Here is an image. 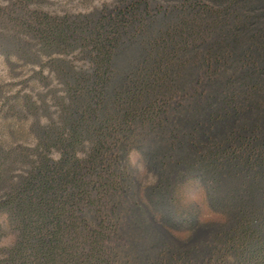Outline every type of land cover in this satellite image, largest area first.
I'll use <instances>...</instances> for the list:
<instances>
[{
    "label": "trees",
    "instance_id": "obj_1",
    "mask_svg": "<svg viewBox=\"0 0 264 264\" xmlns=\"http://www.w3.org/2000/svg\"><path fill=\"white\" fill-rule=\"evenodd\" d=\"M46 4L0 0V51L43 88L5 95L28 132L0 140V264H264V0ZM136 150L159 202L198 165L230 224L165 235Z\"/></svg>",
    "mask_w": 264,
    "mask_h": 264
},
{
    "label": "rangeland",
    "instance_id": "obj_2",
    "mask_svg": "<svg viewBox=\"0 0 264 264\" xmlns=\"http://www.w3.org/2000/svg\"><path fill=\"white\" fill-rule=\"evenodd\" d=\"M113 0H47L46 9L58 13L65 11L79 13L86 12L104 3ZM7 0H3L6 3ZM39 65L23 64L20 59L0 51V86L4 88V96L0 95V140L12 143L16 139L23 141L27 135L28 120L14 114H7V101L5 95L16 93L34 94L41 91L42 85L29 79L31 70L39 69ZM30 85L22 86L23 80ZM22 118V119H21ZM14 138V139H13ZM132 163L137 169L139 188L142 189L141 200L148 206L150 214L156 222L162 224L186 246L193 241L201 243L206 241L211 230L227 227L230 217L225 214L224 207L215 208L213 202L219 193L214 189L209 179L204 180L198 165L186 166L178 171L176 179L168 191H165V203L159 202L156 194L151 193L153 188L161 184L160 168L147 164L144 155L136 150L131 155ZM194 221L197 226L194 227ZM229 254L228 260L234 261Z\"/></svg>",
    "mask_w": 264,
    "mask_h": 264
},
{
    "label": "water",
    "instance_id": "obj_3",
    "mask_svg": "<svg viewBox=\"0 0 264 264\" xmlns=\"http://www.w3.org/2000/svg\"><path fill=\"white\" fill-rule=\"evenodd\" d=\"M158 229L161 230L165 235H167L168 237H172V234L170 233L169 230H167L165 227H163L162 225H157Z\"/></svg>",
    "mask_w": 264,
    "mask_h": 264
}]
</instances>
